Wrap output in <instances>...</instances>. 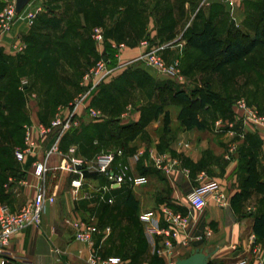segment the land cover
<instances>
[{
    "label": "crops",
    "instance_id": "0c3cea01",
    "mask_svg": "<svg viewBox=\"0 0 264 264\" xmlns=\"http://www.w3.org/2000/svg\"><path fill=\"white\" fill-rule=\"evenodd\" d=\"M199 1L161 0L163 6L167 2L178 4L167 16L160 9L157 13L160 14L158 19L169 21L165 33H181L188 20L194 22L195 28L208 20L217 32L221 28L226 31L228 25L240 27L247 20V4L242 3L230 15L227 5L221 0H208L203 7L198 8ZM142 2L149 4L155 0H139L138 3ZM184 48L183 38L181 42H172L160 51L164 59L169 61L177 53L182 56ZM138 54V48L126 46L121 56L125 60H131ZM178 55L176 59L179 63L181 57L179 59ZM202 75L206 80V74ZM240 79H243L240 75L231 79L227 88L230 94L236 95L234 86ZM209 80L214 88L225 92L219 89L217 79L215 82ZM244 96L249 104L253 101L255 108L261 111L264 94L255 95L248 88ZM140 99H147L146 94L140 93ZM164 110L168 112L169 118L167 129L162 128V114L147 120L140 134L126 142L125 155L117 161L128 166L130 176L144 179L139 185L130 184L131 193L137 201L135 210L123 202L102 206V211L100 200L112 202L114 193L111 188L118 187L109 186L110 180L104 174L83 178L81 171L79 173L59 167L61 159L68 158L69 147L74 150L73 157L83 160L92 159L101 150L116 148V142L108 140L106 131L101 132V135L95 133L91 145L84 140L87 129H79L73 138L63 139L60 147L58 143L59 153L46 158L47 169L41 181L33 176L31 163L44 158L53 141L54 129L38 140V148L33 155H26L22 160H17L14 156L13 169L6 170L5 178L0 181V204L16 211L34 195L39 185L53 200L45 203L38 227H26L10 236L8 244L0 252V264H84V259L91 251L100 258L117 257L121 264H166L169 258L174 261L186 257L192 249V241L197 239L203 240L202 247L210 254L207 264H237L241 260H245L243 264H255L256 258L264 255V229L263 235L257 236L252 230V218L259 214L264 217V194L250 192L240 204H231L230 197L241 189L244 177L243 154L248 149H255L257 169L261 179L264 178V128L250 127V130L244 131L240 112L229 107L230 111L226 116L216 117L225 122H222L225 127L217 128L213 123L216 118L212 119L204 114L206 122L202 129L185 130L176 120L178 107H167ZM122 114V120L118 123L126 124L137 121L139 110L126 109ZM150 114L147 113L146 116ZM31 115L29 121L36 122V109ZM201 117L198 115L199 119ZM244 135L255 136L256 144L250 147ZM32 136L35 138L36 134L33 133ZM157 157L173 162L169 171L155 166L154 159ZM73 179L80 181L77 188L70 185ZM205 179L218 182L225 204L219 206L212 198H207L204 209L193 215V221L187 228L188 244L179 243L184 236L181 234L177 239L179 242L173 241L170 257L160 256L157 249L161 236L145 232L139 219L140 214L151 211L158 226L164 225L159 210L161 207L185 214L189 211L185 194ZM96 211L106 212L108 216L106 218L102 213L99 214L102 220L97 217L99 222L90 221L98 229V233L93 235V245L90 248L73 238V231L67 221ZM105 227L109 229L107 235L102 234Z\"/></svg>",
    "mask_w": 264,
    "mask_h": 264
},
{
    "label": "rangeland",
    "instance_id": "374dc122",
    "mask_svg": "<svg viewBox=\"0 0 264 264\" xmlns=\"http://www.w3.org/2000/svg\"><path fill=\"white\" fill-rule=\"evenodd\" d=\"M129 2L130 0H29L18 14L11 15L9 10L13 0H0V20L3 19L6 22V24L3 23L5 28H2L0 21V52L4 56V65L8 67L5 81L14 78L15 87L23 97L24 109L29 113L28 119L32 116L31 113L35 109L37 112L36 122L29 121L23 125V138L29 126L36 124L46 127L50 126L56 111L59 108L69 106L77 93L81 91V86L79 85L81 76L95 64L103 51V42L96 43L90 37L91 31L95 27L100 28L106 34V38L110 39L108 40L109 43H123L125 47L138 48L139 42L146 40L149 46L161 47V49L167 48L172 42H181L184 38V31L186 28H190L191 22L188 20L186 28L181 33L179 31L176 35H170L169 32L165 33L167 30L166 25L169 21L158 19L157 17L160 14L157 15V13L160 9V11H165L164 16H167L172 9L178 7L176 3L167 2L163 6L160 3L161 0H155V2H150L149 4L145 2L138 3L139 0H133L131 3L132 7H130L131 4ZM252 2L255 3V0H252ZM203 6H198V8ZM36 7L39 10L34 12L33 17L29 21V19L25 18V14ZM249 12L255 18V5L250 8ZM48 18L54 20L52 25L45 24L44 20ZM34 20L36 21L34 22ZM232 27L242 29V31H250V28L242 27V25L240 27L233 25ZM217 33L221 38H224V29H219ZM149 40H152L153 43H151L153 45L150 44ZM178 54H175L172 58L176 59ZM181 54L182 56L178 55V58L181 57L183 59L181 60L183 73L180 71L179 63L178 68L184 83L178 84L183 89L189 90L191 87L201 84L204 81V77H202V73L193 72L189 68L195 60L196 63L198 62V55L192 50H186L185 53ZM161 57L166 63L170 61H166L162 55ZM254 58L264 59V49L256 52ZM126 60L122 57V61ZM176 60L178 62V59ZM252 66H247L243 70L244 74L246 71H250ZM254 70L255 66L253 67ZM242 75L240 77H243V79L235 82L234 93L238 96L232 98L231 109H235V103L240 99L243 100L247 107L255 108L254 102L252 101L249 104L244 96L248 88L252 93L255 92L254 83L250 81V77L254 74L251 72V74ZM145 76L151 77L153 80H161L160 78L173 80L169 77H164L155 69L147 66L142 60L133 57L103 81L107 84L105 86H108L107 92L110 90L113 94V101L110 104L113 107L111 113L108 114L107 111L104 113L100 107L92 106L100 111L101 117L91 119L83 109H79V123L86 124L107 119H117L119 122L122 120L121 115L126 112V109L135 110L134 108L138 105L145 106L149 103H154L153 96L150 95L148 97L147 95L150 91H148L149 87L141 85L145 80ZM212 76L211 74H206L207 79H211ZM215 79L216 76H213L212 81L215 82ZM228 83L230 82L223 84L219 82V89H226L227 91ZM76 85L80 87V90L76 91ZM214 85L218 87V85ZM113 86L116 87L114 90H112ZM61 88L65 89V92L69 94V98L57 103L55 107H51L52 114L46 116L42 112L49 107V94L58 92ZM126 89L129 90L128 95L121 94ZM140 93H145L147 99L139 100ZM239 93L243 95L239 96ZM93 94L89 98V103ZM263 109L264 105L261 111ZM42 120L46 121L43 122ZM217 120L221 119L218 117L215 121ZM215 121L213 120V123ZM53 129L55 130L54 136L57 129L52 127ZM243 129L248 131L250 127L245 126ZM31 134H33L32 131ZM43 137L36 138V140L43 139ZM122 191L113 194V197H111L112 202H108L106 199L100 200V207H107L110 203H123L122 198L126 191L124 192V189ZM102 213L107 218L108 213L96 211V213L88 212L78 219L89 222L94 221L95 223L99 222L96 220L97 217L102 220L99 215Z\"/></svg>",
    "mask_w": 264,
    "mask_h": 264
},
{
    "label": "trees",
    "instance_id": "16d2710c",
    "mask_svg": "<svg viewBox=\"0 0 264 264\" xmlns=\"http://www.w3.org/2000/svg\"><path fill=\"white\" fill-rule=\"evenodd\" d=\"M242 3L247 4V9L249 8V10L255 5V18L248 12L246 14L247 20H245V23L242 25V27L250 28V31H242V29H235L228 25L226 31H224V38H221L210 21H204L198 28L193 26V22L190 28H186L183 33L185 47L183 53L186 52L188 47V50H192L198 55V62L196 63L195 60L194 63L189 66L193 72L211 74L216 76L219 82L223 80L225 83L230 82L235 76L242 75V73L243 75H247L253 72L254 75L252 77L249 76L251 78L249 79L254 83L255 95H260L264 94V59L254 57L256 52L264 49V0H255V3H253L252 0H244ZM35 21L36 20H34V22ZM44 22L45 24L52 25L54 20L48 18L45 19ZM108 40L110 39L106 38V34L103 32L102 42L104 45L101 56L106 57L110 64H114V59L112 57L113 50ZM149 42L153 45L152 40H149ZM181 60L182 58L179 60V67L181 69L180 71L183 73L184 70L182 71ZM3 61L4 56L0 52V181H3L5 178L4 172L6 170L13 169V148L15 146H22L23 125L29 122L28 113L23 106L22 94L16 89L14 78L5 81L8 67L4 65ZM249 65H253L251 70L246 71L244 74L243 70ZM254 66L255 70L253 71ZM105 84L106 83L103 82L98 85L89 104L93 107H100L102 112L105 113L107 111V113L110 114L113 108L110 106L113 101V94L110 90L107 92L108 86H105ZM141 85L147 88L149 87L148 91H150L147 95L148 97L150 95L153 96L154 103H149L145 106L138 105L134 108L139 110L137 121L119 124L117 119H107L105 121L100 120L88 122L86 124L79 123L77 128L64 131L59 138V147L63 139L66 137L73 138L79 129H87V133L84 134V140L89 144L92 142V136L95 133L101 135V132L104 133V131H106L108 140L116 142L115 147L121 150V157H123L125 155L124 147L126 142L134 139L140 134L147 120L154 119L158 114H162V128L163 130L167 129L169 118L168 112L164 109H167L168 106L178 107L176 120L181 128L185 130L191 128L200 130L203 128V123L206 122V116H204V114L211 116L212 119H215L219 115L223 117L226 116L230 111L229 107L232 98L238 96L230 94L226 89L222 90L225 91L223 93L215 89L209 79L204 80L197 86L191 87L189 90L183 89L173 80H153L151 77L147 76H145V80ZM77 86L78 85H76V91L78 89L80 90V87ZM114 88L116 87L113 86L112 90H114ZM128 93L129 90L126 89V91L121 94L128 95ZM240 95L242 94L239 93V96ZM68 98L69 94H67L63 88L58 92L50 93L48 99L50 103L48 104L49 107L42 113L46 115L52 114L51 107H55L57 103L67 100ZM147 113H151L150 116L147 117ZM198 115L202 116L201 119L198 118ZM45 121L46 120L43 122ZM91 127L96 128L92 129ZM255 138V136H245V141L250 147H253L256 144ZM243 156H245L243 161L244 177L241 183V189L233 193L230 197L231 204H240L250 192L264 194V181L261 179V175L257 169L255 149H248L247 153L245 154L244 152ZM121 157H117L113 162L114 169L117 168V163H122L117 162ZM80 171L83 178H92L98 175L96 172L87 170L84 166L81 167ZM130 187L131 185L125 182L116 189L111 188V192H123L122 189H124V192H126L122 198L123 202L131 209L135 210L137 201L131 193ZM263 229V215L259 214L253 216V232L257 236H262Z\"/></svg>",
    "mask_w": 264,
    "mask_h": 264
},
{
    "label": "built area",
    "instance_id": "2783aa9c",
    "mask_svg": "<svg viewBox=\"0 0 264 264\" xmlns=\"http://www.w3.org/2000/svg\"><path fill=\"white\" fill-rule=\"evenodd\" d=\"M208 0H200L199 5H204ZM228 7L230 15L238 8L244 0H221ZM39 10L38 7L33 10H29L25 14L26 19L33 17L34 12ZM9 14H18L14 12V0ZM1 21V27L5 28L6 22ZM4 23V24H3ZM91 39L96 43H101L103 40V32L100 28L95 27L90 33ZM110 47L113 50L112 57L114 64H110L108 59L104 56L99 57L95 64L81 76L79 85L81 91H79L74 100L65 108H59L54 119L51 121L50 126H42L36 124L29 126L25 131L23 138V146L15 148L13 155L17 160H22L26 155L34 154L38 148V140L36 138L43 137L48 133L52 127L57 129L54 135L53 141L50 147L46 150L45 156L42 160H34L31 163L32 174L38 181H41L42 175L46 168V158L52 154H58V140L64 131L77 128L79 126L78 115L79 109H83L87 116L91 119H98L101 117L100 111L96 110L89 105L90 96L96 91V88L100 83L106 80L116 69L121 68L128 61H122V51L125 46L123 43H110ZM139 54L137 59L142 60L147 66L155 69L158 73L164 77H169L175 80L177 83H184L182 76L178 68V62L176 59H171L166 63L161 55V47L149 46L146 40H142L138 44ZM235 109L240 112V119L243 126L251 128H264V109L258 111L256 108L247 107L243 100H238L235 103ZM217 128L225 127L220 120L215 121ZM229 127V126H228ZM31 131L36 134L35 138L32 136ZM73 148L67 149L68 158L61 159L59 167L68 171L79 172V168L84 166L87 170L96 173L104 174L109 180V186H116L127 182L131 185H139L144 179L142 177H132L128 174V166L123 163H117V168H113V162L117 157L122 156L120 149H105L98 152L92 159L83 160L72 156ZM156 167L169 171L173 166V162H166L163 157H157L154 159ZM80 173V172H79ZM264 181V178H263ZM80 184L79 179H73L70 181V185L73 188H77ZM212 198L219 206L225 204V199L220 191V187L217 181L214 179H205L201 181L196 187H193L185 194V200L188 205L189 211L185 214L168 209L167 207H161L160 213L164 225L158 226L154 220L153 213L151 211L142 212L139 216L140 221L143 224V228L147 234L161 236V243L157 249V254L160 256L170 257L171 249L173 248V241H177L178 237L182 234L183 239L179 242L187 245L189 235L187 228L193 221V215L195 213H201L206 205L207 198ZM53 198L47 195L45 189L42 186H37L34 195L25 202L19 209L12 211L5 205L0 204V252L8 244L11 235L20 232L26 227H38L41 221V213L44 209L45 203H51ZM68 225L73 231V238L76 241L85 243L88 247L92 248L93 235L98 233L97 227L90 222H86L81 219H69ZM108 227L103 228L102 234H108ZM245 260L239 261L237 264H243ZM121 260L117 257L100 258L94 252H90L84 259V264H121ZM174 261L169 258L166 264H173ZM264 255L256 258L255 264H263Z\"/></svg>",
    "mask_w": 264,
    "mask_h": 264
},
{
    "label": "water",
    "instance_id": "95a60500",
    "mask_svg": "<svg viewBox=\"0 0 264 264\" xmlns=\"http://www.w3.org/2000/svg\"><path fill=\"white\" fill-rule=\"evenodd\" d=\"M29 0H14V12L19 13ZM79 168V167H78ZM202 239L192 241V249L184 258L174 260L173 264H207L209 252L202 247Z\"/></svg>",
    "mask_w": 264,
    "mask_h": 264
}]
</instances>
